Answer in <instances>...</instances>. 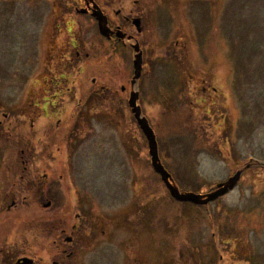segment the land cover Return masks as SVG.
I'll use <instances>...</instances> for the list:
<instances>
[{"label": "rangeland", "instance_id": "obj_1", "mask_svg": "<svg viewBox=\"0 0 264 264\" xmlns=\"http://www.w3.org/2000/svg\"><path fill=\"white\" fill-rule=\"evenodd\" d=\"M166 2L168 6L163 3L152 12L155 17L150 12L158 47L152 48L151 34L147 39L139 36L148 54L133 88L138 87V103L155 132L160 159L180 191L208 193L242 170L240 180L205 205L170 197L152 170L146 138L128 106L134 54L126 41L116 44L114 51L119 53L108 60L82 54L72 70L70 92L55 96V106L46 110L65 128L72 122L69 117H75L69 153L61 144L53 164L56 170L74 172V186L66 195L69 212L79 211L74 209L78 203L88 216H122L117 223L135 242L118 261L127 254L143 264L173 262L182 242L183 264H264V0ZM169 10L176 15L173 21ZM58 14L51 0H0V119L6 112L16 125L18 116L33 111L32 101L45 84L41 77L50 78L49 70L52 76L60 75L63 66L55 61L56 54H46L51 40L58 46H64L65 38L69 43L75 40L74 48L84 52L87 48L81 44L92 35L98 38L96 20L74 14L64 16V22H71L68 34L49 37ZM170 27L168 41L176 46L172 61L182 69L199 64L201 82L191 81L189 86L198 85L202 102L193 109L188 95H182L180 106L168 104L158 92L157 98L152 95L166 81L165 71L170 82H176L172 69L178 66L168 63L164 54L171 50L169 42L164 44ZM95 41L101 45V40ZM107 45L100 49L107 53L111 50ZM47 57L50 68L40 75ZM93 79L116 81L118 90L123 86L125 91L112 100L97 93L85 111L79 110L80 98ZM19 103L25 107L18 109ZM35 110L47 123L44 109ZM14 134L11 141L18 137ZM4 149L0 147V153ZM0 158L4 164L2 154ZM43 158V164H51L50 156Z\"/></svg>", "mask_w": 264, "mask_h": 264}, {"label": "flooded vegetation", "instance_id": "obj_2", "mask_svg": "<svg viewBox=\"0 0 264 264\" xmlns=\"http://www.w3.org/2000/svg\"><path fill=\"white\" fill-rule=\"evenodd\" d=\"M166 1L51 0V5L58 8L59 17L56 20L58 24L49 33V37L68 34L71 31V28H68L71 22H64L66 14L86 15L96 20L92 12L97 8L107 17V25L111 32L108 37L100 34L99 31L98 38L94 35L90 36L81 44L87 48V51L84 52L81 51L80 47L75 46L74 48L75 40L69 43V40L65 38L64 46H58L55 41L51 40L46 54H56L57 58L53 59L57 63L61 62L63 66L60 75L58 77L52 76V72L49 70L50 78L41 77L40 81L45 84L41 93L36 95L32 101L33 111L31 110L29 115H25L22 111L25 117L18 116L19 122L16 125L9 120L11 118L8 113L2 114L3 119H0V147L5 149L3 153H0V156L3 155L4 161V164L0 165V264H143L134 255L128 256L127 254L125 255L126 259L118 261L120 254L125 253L124 251L129 253L135 242L134 238L126 237L123 234L122 228L117 223V218L122 216H88L84 208L78 203L74 209L79 211L69 212L70 207L66 195L71 192L70 189L74 186V172L56 170L53 168V164L57 163L55 155L62 151L61 144L66 147L67 154L69 153L70 131L74 129L75 117H69L72 122L65 128V124L53 122L54 116L49 115V111L46 110L50 106H55V96L70 92L69 80L70 77H73L72 70L75 62L82 54L86 59L93 56L108 60L115 53H119L114 51L117 43L125 45V42L129 41L128 47L133 54L135 51L132 44L137 43L139 45L143 55L144 67V55L148 52L143 44L146 42L139 36L142 35L143 38L145 36L147 39V34H151L152 48L158 47V40L154 37L155 24L152 22L151 14L155 17L152 12L163 3L168 6ZM168 15L172 21L176 17L172 10H169ZM179 17L182 21V11H179ZM136 19L139 20L138 26L134 22ZM172 28L170 27L168 30L169 36L164 42L165 45L170 40ZM117 31L123 32L125 38L118 37ZM95 39L101 40V45L108 44V49L111 48V50L106 53L100 49L101 45ZM172 44L170 43L168 46L171 50L164 54H167L168 63L178 66V68L172 69L177 74L176 82H170L169 73L165 71L166 81L160 85L158 90L152 91V95L157 98L158 92V95H162L168 104H178V106L182 105V95H188L192 98L188 100L189 107L193 109L196 103L202 102L199 97L201 91L199 93L198 85L189 86L191 81L201 82L198 80L196 72L198 70L196 67L199 64L193 63L192 66L188 67V63H185L184 66L188 68L182 69V64L172 61L173 54H176L173 49L176 46H172ZM62 48L63 50H61ZM178 50L182 54V47L181 50ZM150 53L154 54V52ZM66 59L71 61L67 62ZM47 60L48 57L46 64L42 65L38 74L42 75L46 69L50 68ZM111 70L115 73L117 71L116 66ZM182 76L185 77L183 88ZM131 87L133 86L131 85ZM162 87L166 90L163 91ZM120 91L124 92L125 88L121 86L118 90L116 81L115 84L111 82L107 84L102 79L99 81L93 79L91 87L84 94V99L94 98L99 93L104 99L112 100L111 98H115ZM191 92H195V94ZM221 97L219 96V98ZM80 101H82L81 98ZM67 103L71 104L69 100ZM16 107L22 109L25 106L24 103L23 105L19 103ZM35 109H44L45 115L48 117L47 123L43 124L40 121L41 117H38ZM44 125L47 127L44 128ZM14 133L18 135L16 139L19 144H16V139L11 141ZM11 147L14 148L11 149ZM47 156H50L51 164L41 162L43 157ZM39 162L41 164H38ZM62 169L64 168L62 167ZM79 194L82 196L83 192H79ZM80 199L82 198L80 197ZM44 211L47 213H43ZM123 243L126 246L121 249ZM179 248V254L173 262L170 260L151 261L150 264H183L182 242H180Z\"/></svg>", "mask_w": 264, "mask_h": 264}, {"label": "water", "instance_id": "obj_3", "mask_svg": "<svg viewBox=\"0 0 264 264\" xmlns=\"http://www.w3.org/2000/svg\"><path fill=\"white\" fill-rule=\"evenodd\" d=\"M92 14L97 20L99 32L102 35L108 37L111 31L107 25V17L102 13V11L99 8L94 9ZM134 22L137 26L139 25L138 19H136ZM116 34L120 38H125V34L121 31H117ZM133 47L137 52L139 51L138 44L134 45ZM141 69H142V57H141V52H138L134 60V76H133L132 84H134L136 80L140 77ZM138 97H139L138 92L132 91L129 97V105L131 107L135 119L137 120L141 130L143 131V133L147 138L152 166L154 170L161 176L162 181L164 182L170 195L174 199L179 201H188L195 204L204 205L224 195L237 184V182L240 179L242 170L236 171L235 174L233 176H230L226 181L219 183L217 185L216 190L209 192L207 194L180 192L178 187L174 184L171 175L168 173V171L164 168V166L160 162L155 134L152 128L150 127L148 120L141 115V107L137 105Z\"/></svg>", "mask_w": 264, "mask_h": 264}, {"label": "trees", "instance_id": "obj_4", "mask_svg": "<svg viewBox=\"0 0 264 264\" xmlns=\"http://www.w3.org/2000/svg\"><path fill=\"white\" fill-rule=\"evenodd\" d=\"M89 103V101H85V105H87ZM74 133H75V131H74Z\"/></svg>", "mask_w": 264, "mask_h": 264}]
</instances>
